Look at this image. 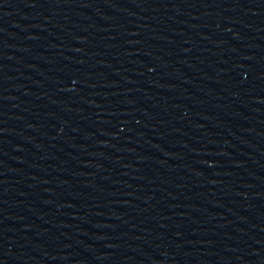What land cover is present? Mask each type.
Here are the masks:
<instances>
[{"label": "water", "instance_id": "obj_1", "mask_svg": "<svg viewBox=\"0 0 264 264\" xmlns=\"http://www.w3.org/2000/svg\"><path fill=\"white\" fill-rule=\"evenodd\" d=\"M0 264H66L34 183L1 114Z\"/></svg>", "mask_w": 264, "mask_h": 264}]
</instances>
